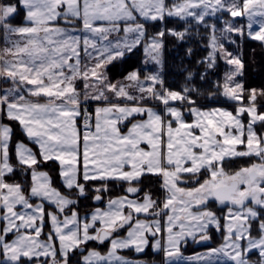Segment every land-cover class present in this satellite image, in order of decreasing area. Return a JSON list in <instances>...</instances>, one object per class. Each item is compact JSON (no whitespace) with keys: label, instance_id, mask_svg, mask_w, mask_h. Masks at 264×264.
Instances as JSON below:
<instances>
[{"label":"snow or ice","instance_id":"6c2138e0","mask_svg":"<svg viewBox=\"0 0 264 264\" xmlns=\"http://www.w3.org/2000/svg\"><path fill=\"white\" fill-rule=\"evenodd\" d=\"M0 37V264H148L121 253L149 248L178 264L214 232L190 259L264 264V88L245 86L240 43L264 48V0H0ZM167 38L206 49L180 90L162 75ZM138 49L141 66L110 77ZM220 63L209 95L234 111L197 104ZM81 198L97 205L83 216Z\"/></svg>","mask_w":264,"mask_h":264},{"label":"trees","instance_id":"16d2710c","mask_svg":"<svg viewBox=\"0 0 264 264\" xmlns=\"http://www.w3.org/2000/svg\"><path fill=\"white\" fill-rule=\"evenodd\" d=\"M182 25L183 22L175 23L172 21H167V27L169 28L175 27L182 29ZM150 30L155 31V27L151 28ZM237 40L239 41L238 37ZM240 43L242 44L244 61L246 64L245 75L244 77H242V79L245 82V86L254 87V88H264V48L261 47L258 41H252L249 39H245ZM189 46L192 47L194 50V54L190 59L186 55V48ZM228 48L229 50L234 52L238 50L235 45H228ZM253 49L255 51H253ZM205 54H206V49L200 47L197 40H189L186 43H178L172 38H167L166 48L164 52V71L162 73L165 78L166 84L169 87L173 88L174 90H180L183 87V85L186 83L185 80L186 72L184 71V69L194 68L196 66L195 61L202 58ZM142 59H143L142 50L138 49L136 54L130 57L127 65L123 67L117 66L114 69L110 66V77L113 78L120 77L125 68L130 69L131 67H140ZM226 68H227L226 65L220 63L219 68L215 73V75L210 76L205 81H200L198 79L195 80L196 86L199 87L200 91L204 93L203 96L197 98V104L200 107L204 109H209L217 106H222V107H228L229 109L234 111L231 102H225L223 98H217L209 95L210 92L215 91V89L213 88V81L220 79L223 76V72L226 70ZM201 70L203 69L201 68ZM14 130H15L14 140H17L21 134L19 132L18 125H14ZM241 166H246L245 160L235 162L233 165H231L230 170H235ZM45 168L49 170L47 166H45ZM49 171L52 174L55 185L57 187H60L61 181L57 174V168L53 167ZM17 179L20 178L17 177ZM147 183L148 182H146V184ZM151 190L157 196H159L160 190L157 187H153ZM124 194L125 193L123 192L122 187L118 185L114 186L109 193V195L113 197ZM95 206L97 205L91 199L81 198V203L78 208L83 211H88L93 209ZM99 206L103 207L105 205L101 203ZM214 241L215 242L213 244L201 248L190 247L189 244L188 247H186L185 251L187 253H194L196 251H201L208 247H216L221 243L220 237H217V235H214ZM103 250H106V245L103 248ZM126 253L131 257L143 259L148 262H158L159 264H162L163 262L162 253L161 252L154 253L151 248L147 250L146 255L137 256L135 253H132L130 251H127ZM193 264H198V263H193Z\"/></svg>","mask_w":264,"mask_h":264},{"label":"rangeland","instance_id":"374dc122","mask_svg":"<svg viewBox=\"0 0 264 264\" xmlns=\"http://www.w3.org/2000/svg\"><path fill=\"white\" fill-rule=\"evenodd\" d=\"M209 19V21L210 22H215V23H217V27H222V24L219 22V21H217L215 18H208ZM237 19H240V18H237ZM228 46V45H227ZM148 67V70L149 71H155L156 70V66L155 65H148L147 66ZM163 71H164V69H163ZM163 75V74H162ZM214 108H227L228 110H230V111H232L231 109H229L228 107H222V106H217V107H214ZM186 119H188L189 121H191V119H192V117L190 116V115H188L187 114V112H186ZM246 122V121H245ZM215 242V241H214ZM190 245H189V244ZM194 244H196V243H194V242H192L191 240H189L186 244H182L181 245V247H180V252H181V254H182V257H183V259L182 260H180L179 262H178V264H193V263H198L197 261H195V260H192V259H190V258H192V257H195V256H198V255H201V254H203V253H206L210 248H214V247H208V248H205V249H203V250H201V251H196V252H194V253H187L186 251H185V249H186V247H188V245L190 246V247H193L192 245H194ZM198 244V243H197ZM217 247V246H216ZM162 253V255H163V262H162V264H164V262H165V257H164V253L163 252H161Z\"/></svg>","mask_w":264,"mask_h":264},{"label":"crops","instance_id":"0c3cea01","mask_svg":"<svg viewBox=\"0 0 264 264\" xmlns=\"http://www.w3.org/2000/svg\"><path fill=\"white\" fill-rule=\"evenodd\" d=\"M0 43H2V37H0ZM0 86L7 87V85H3L2 82H0ZM92 103H93V105H94V108H96L98 102L92 101ZM4 123H8V122H7V121H4ZM77 124H78V127H80V120L77 121ZM18 127H19V126H18ZM80 128H81V127H80ZM19 132H20L21 134H20V137H19L17 140H14V135H13V144H15L18 140H23L26 144H28V141H27V139L24 137L23 133L20 131V128H19ZM14 133H15V130H14ZM29 146L32 147L33 145L29 144ZM142 147H146V146L142 145ZM14 162H15V161L13 160V163H14ZM43 170L49 171V170H47L46 168H44ZM50 175L52 176L51 173H50ZM55 186H56V185H55ZM61 190H62V189H61ZM62 191H64V190H62ZM103 207H104V206H103ZM92 210H93V209L88 210V211H83V210H81V209L78 208V211L81 213L82 216L85 215L86 213H90ZM49 228H50V225H49V224H46L44 231L47 232V231L49 230ZM43 238H44V237L42 236L41 239H43ZM99 247H100V250H101V251H106V250H103V248H104L105 246H99ZM153 252H154V251H153ZM154 253H158V252H154ZM121 254H122V255H127V256H129L126 252H123V253H121ZM129 257H131V256H129ZM137 259H139V258H137ZM142 260H143V259H142ZM147 262H148V261H147ZM148 264H159V263H158V262H148Z\"/></svg>","mask_w":264,"mask_h":264},{"label":"flooded vegetation","instance_id":"af4514ba","mask_svg":"<svg viewBox=\"0 0 264 264\" xmlns=\"http://www.w3.org/2000/svg\"><path fill=\"white\" fill-rule=\"evenodd\" d=\"M214 235H217V237H220V234L219 233H213V241L211 242V244H213L214 243ZM189 244V243H188ZM210 244H205V243H196V244H194V248H201V247H204V246H209Z\"/></svg>","mask_w":264,"mask_h":264},{"label":"built area","instance_id":"2783aa9c","mask_svg":"<svg viewBox=\"0 0 264 264\" xmlns=\"http://www.w3.org/2000/svg\"><path fill=\"white\" fill-rule=\"evenodd\" d=\"M88 111L90 112V113H92L93 114V117H94V109H93V107H92V105L91 104H89V107H88ZM83 128V123H82V120H81V129Z\"/></svg>","mask_w":264,"mask_h":264}]
</instances>
